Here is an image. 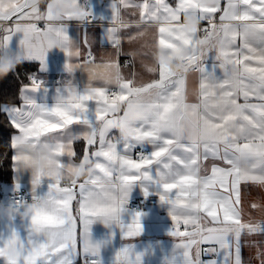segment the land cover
Masks as SVG:
<instances>
[{
	"label": "snow or ice",
	"instance_id": "6c2138e0",
	"mask_svg": "<svg viewBox=\"0 0 264 264\" xmlns=\"http://www.w3.org/2000/svg\"><path fill=\"white\" fill-rule=\"evenodd\" d=\"M55 3L69 7L60 12L54 0L46 6L0 0V48L7 50L19 36L42 64L50 49L59 48L69 73L87 75L82 88L69 82L51 106L27 95L42 87L30 79L22 103L2 109L17 130L13 164L20 168L27 159L17 154L20 144L47 153L50 161L33 176L31 201L15 202L30 215L0 236V264H100L101 242L90 233L95 220H115L126 240L142 233V213L118 219L128 211L135 185L145 197L155 189L152 194L168 207L174 244L164 264H244L245 243L257 247L264 264V242L245 241L264 236V202H248L259 218L249 213L245 219L244 209L246 192L264 189V0H110L102 41L114 51L99 61L87 26L103 17L88 0ZM122 8L134 19L125 20ZM185 17L198 21L195 31L185 29ZM73 20L82 41L68 35ZM149 30L148 78L126 75L123 69L134 68L137 53L123 51L125 39L131 43ZM185 51L187 71L172 73L157 58L158 52L174 58ZM122 55L131 59L122 63ZM137 146L141 151L133 154ZM145 146L151 151L145 153ZM89 162L92 172L77 175ZM42 181L47 191L40 194ZM142 255L128 243L113 264H142Z\"/></svg>",
	"mask_w": 264,
	"mask_h": 264
},
{
	"label": "crops",
	"instance_id": "0c3cea01",
	"mask_svg": "<svg viewBox=\"0 0 264 264\" xmlns=\"http://www.w3.org/2000/svg\"><path fill=\"white\" fill-rule=\"evenodd\" d=\"M23 3L24 0H19ZM33 5L37 0H29ZM42 6H46L49 0H39ZM118 2V0H117ZM208 2V0H204ZM89 5L91 10L97 17H103L102 20H98L93 24L87 26L88 29V40L91 45L92 52L97 57L99 61L101 58H107L113 54V48L110 47L106 42L102 41L103 37V26H106L107 18L110 15V0H89ZM14 4L7 5L6 9L9 7H14ZM123 18L125 20L134 19L129 15L128 9H121ZM186 22H183L184 27L187 31H195L198 25V21L194 18L185 17ZM103 25V26H102ZM42 26V23H41ZM68 35L75 41H82L83 30L80 24L73 20L68 22ZM20 37L15 36L11 40L7 50L0 48V64L11 59V64L13 68L19 62H35L38 64V71L34 77L42 79V87L37 92H29L27 95L31 97L34 101L38 103H44L51 106L59 93H62L66 87L69 86L71 82L74 86L83 87L87 80V75L85 72L76 70L73 73H69L66 69V64L69 62L65 53L59 48H53L46 54L45 61L43 64L35 59H31L29 55L28 44H21L19 42ZM22 39V37H21ZM152 35L151 30H149L143 37H137V39L131 43L125 39L123 44V51L125 53L135 52V66L134 68L123 69L124 73L127 75L129 72L136 71L145 79L148 78V74L144 72L143 65L150 64V57L144 55L151 50ZM83 49V44H81ZM187 56V52L179 53L174 58L166 57L163 53H157V58L161 61L163 66L167 68L172 73H177L173 70L172 64L175 61L183 59ZM131 59L128 55H122L120 57L123 63L126 60ZM187 71V70H185ZM182 72V71H179ZM139 78V77H138ZM192 80L190 78L189 86L191 87ZM28 85V84H27ZM26 86V85H24ZM23 88V87H22ZM22 93V89H21ZM21 102L18 104L20 105ZM15 106L13 104H2L1 110L4 108H10ZM3 111V110H2ZM4 112V111H3ZM128 113H125L127 115ZM8 117V116H7ZM9 118V117H8ZM17 134V130L12 135L13 137ZM82 143V142H81ZM75 147V145H74ZM83 147V146H82ZM80 147V151L82 149ZM141 149L137 146L135 150ZM143 150L151 151L150 146H145ZM17 154L27 159H21L19 161V167L13 164L12 161V181L7 185V191L14 188H23L29 194H32V179L34 175H38L45 171L47 168L50 157L47 153H38L33 151L27 144H20L17 146ZM14 152L12 150V157ZM16 169V170H14ZM93 170V165L89 162L87 165H81L78 172L79 176H88ZM37 193L43 194L47 191V183L43 182L36 189ZM149 195L147 197L155 198L157 202L155 204L148 205L146 209L140 211L142 213L141 223H142V233L140 236L136 237L134 240H126L123 238L122 233L119 229V225L115 220L111 221L108 225L105 224L104 220L97 219L90 226L91 239L93 242H101L99 261L100 264H113L115 253L123 246L128 243H133L135 245L136 251L142 253V264H164V260L170 254L172 246L174 244V238L170 235L172 230V220L168 215L167 205L162 204L158 196L152 194L155 189L149 188ZM137 197H145L144 192L139 185L133 186L131 193L129 194L130 199ZM249 201H261L264 202V189L257 186H252L248 192H246L244 197V209H245V219L248 218V214L251 213L252 216L259 218L261 213L251 210L248 207ZM136 212L127 211L124 214H120L118 217L121 223L127 222L131 219L130 214ZM30 210L24 215L17 219L9 221L10 216L8 209L0 204V236H6L11 228H19L21 224L29 217ZM252 240L256 242H264V236H254L245 237V241ZM261 250H264V243L260 245ZM257 247H249L245 243L242 248V257L244 264H261L260 258L257 256ZM208 257H204L207 259ZM80 264V261H77Z\"/></svg>",
	"mask_w": 264,
	"mask_h": 264
},
{
	"label": "trees",
	"instance_id": "16d2710c",
	"mask_svg": "<svg viewBox=\"0 0 264 264\" xmlns=\"http://www.w3.org/2000/svg\"><path fill=\"white\" fill-rule=\"evenodd\" d=\"M38 71L35 62H19L11 70L4 69L0 72V200L2 199L5 186L12 181V148L11 141L15 128L9 123V118L1 110L2 104L18 105L21 102V89L29 84L30 76ZM83 144L77 142L75 149L80 152Z\"/></svg>",
	"mask_w": 264,
	"mask_h": 264
},
{
	"label": "built area",
	"instance_id": "2783aa9c",
	"mask_svg": "<svg viewBox=\"0 0 264 264\" xmlns=\"http://www.w3.org/2000/svg\"><path fill=\"white\" fill-rule=\"evenodd\" d=\"M89 3V0H88ZM183 22H186V20L184 19ZM184 58L180 59L178 61H175L172 64V68L174 71L179 72V71H185L187 70V65L183 63ZM35 79V77H31V79ZM38 81H40V79H37ZM141 150H135L133 154H135L136 152H139ZM145 153H148V150H143ZM32 198V194H29L28 192L25 191V189L23 188H14L11 189L9 191H7L2 199L0 200V204L3 205L4 207H6L8 210L12 209V211H8L9 212V216L10 218H14L17 219L20 216L24 215L27 211V207H23V208H18L15 204V202L19 199H23L25 201L30 202ZM157 202V200L155 198H151V197H137L134 199H130L128 200V203L126 205L127 210L128 211H132V212H140L143 211L144 209H146V207L148 205L151 204H155ZM206 247V246H205Z\"/></svg>",
	"mask_w": 264,
	"mask_h": 264
},
{
	"label": "clouds",
	"instance_id": "9594fccd",
	"mask_svg": "<svg viewBox=\"0 0 264 264\" xmlns=\"http://www.w3.org/2000/svg\"><path fill=\"white\" fill-rule=\"evenodd\" d=\"M54 7H55V9H56L57 11L62 12V11H64V10H67L69 6H68L67 4H56V3H55V0H54ZM11 67H12L11 59H9V60L5 61L3 64H0V72H4V69H9V70H11ZM4 74L6 75L7 73L4 72ZM129 118H130V119H131V118H134L133 115H132V113H129ZM8 211H12V209H9ZM8 256H9V258H14L15 253L12 252V251H10V252L8 253Z\"/></svg>",
	"mask_w": 264,
	"mask_h": 264
},
{
	"label": "rangeland",
	"instance_id": "374dc122",
	"mask_svg": "<svg viewBox=\"0 0 264 264\" xmlns=\"http://www.w3.org/2000/svg\"><path fill=\"white\" fill-rule=\"evenodd\" d=\"M34 76H35V75H34ZM34 76H33V77H34ZM31 77H32V76H30L29 80L31 79ZM35 79H40V81H42V79H41V78H37V77H35ZM8 186H9V185H8ZM6 188H7V186H5V188H4V193H5V192H6V190H7Z\"/></svg>",
	"mask_w": 264,
	"mask_h": 264
},
{
	"label": "bare ground",
	"instance_id": "6f19581e",
	"mask_svg": "<svg viewBox=\"0 0 264 264\" xmlns=\"http://www.w3.org/2000/svg\"><path fill=\"white\" fill-rule=\"evenodd\" d=\"M138 150H141V149H138Z\"/></svg>",
	"mask_w": 264,
	"mask_h": 264
}]
</instances>
